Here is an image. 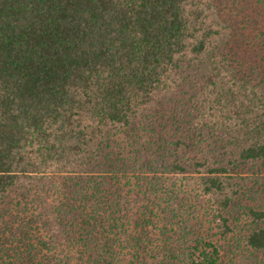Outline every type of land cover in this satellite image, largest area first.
<instances>
[{"label": "trees", "instance_id": "16d2710c", "mask_svg": "<svg viewBox=\"0 0 264 264\" xmlns=\"http://www.w3.org/2000/svg\"><path fill=\"white\" fill-rule=\"evenodd\" d=\"M251 1L0 0V264H264Z\"/></svg>", "mask_w": 264, "mask_h": 264}, {"label": "rangeland", "instance_id": "374dc122", "mask_svg": "<svg viewBox=\"0 0 264 264\" xmlns=\"http://www.w3.org/2000/svg\"><path fill=\"white\" fill-rule=\"evenodd\" d=\"M252 3L255 4V0L251 1ZM254 11H260L261 15V24H257L259 26V29H263L264 25V11L259 10V6L257 5V9L254 8ZM250 16H253L252 14H249ZM254 22V21H253ZM248 34H244L243 38L237 40V45L234 48V52L239 55V57L243 58L247 63H252V64H260L258 62L259 57L264 56V48L260 46V43L256 41L255 35L256 32H247ZM258 43V45H257Z\"/></svg>", "mask_w": 264, "mask_h": 264}]
</instances>
